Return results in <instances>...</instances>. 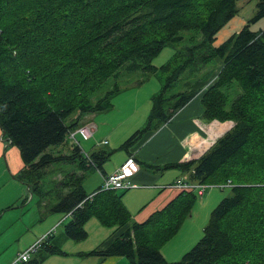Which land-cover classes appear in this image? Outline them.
I'll use <instances>...</instances> for the list:
<instances>
[{"label": "trees", "instance_id": "1", "mask_svg": "<svg viewBox=\"0 0 264 264\" xmlns=\"http://www.w3.org/2000/svg\"><path fill=\"white\" fill-rule=\"evenodd\" d=\"M236 1L0 0V130L19 148L24 172L34 170L28 180L32 193L42 192L43 169L53 162L75 163L78 158V167L88 170L101 168L108 158L105 152L81 153L77 146L69 155H52L47 148L65 140L78 126L79 115L109 109L118 89L102 104L92 103L91 97L120 67L154 72V57L164 46L179 43L182 30L191 26L201 34L200 42L174 53L175 66H160L168 72L164 84L151 99L145 126L122 143L127 148L195 95L189 80L184 90L167 94L183 74L216 58L222 61L215 83L203 94V116L234 125L198 159L169 166L189 171L191 182L219 186L229 179L231 194L212 209L202 237L179 261L167 262L160 246L190 210L192 191H182L93 254L125 256L133 264H264V28H249L264 16V0H256L253 16L238 31L213 44L238 12ZM233 81L240 93L228 103L223 88ZM80 179L69 173L61 183L71 190L50 208L72 215L63 236L84 239V223L91 215L105 224L128 219L114 190L100 187L87 200ZM43 245L46 254L60 251L52 243ZM17 264H41V259Z\"/></svg>", "mask_w": 264, "mask_h": 264}, {"label": "crops", "instance_id": "2", "mask_svg": "<svg viewBox=\"0 0 264 264\" xmlns=\"http://www.w3.org/2000/svg\"><path fill=\"white\" fill-rule=\"evenodd\" d=\"M154 64L155 68L164 65ZM221 67L222 64L218 70L215 68L210 70L202 81L196 80L189 85L190 89L197 91L195 95L174 112L168 121L155 129L147 130L127 148H122V143L133 132L145 126L151 109V99L159 90L144 88L143 81L138 85L129 86L131 92L127 95L120 97L123 90L116 92L111 97L109 109L78 116V126L58 144L57 154L52 152L51 154L69 155L74 146H77L81 153L91 154L96 151L109 153L101 168L91 167L82 170L77 165V169L73 171L81 175L79 183L88 195L87 200H91L93 193L102 186L105 177L113 174L131 158L138 165L137 170L126 177V181L132 186L127 189H113L114 194L126 208L128 219L123 224H105L91 215L84 223V229L92 241L91 248L88 246V237L83 241H73L63 236L62 229L58 234L59 241L51 242L58 246L59 252L41 253L40 248L35 252V257L41 259V264H133L125 256H100L93 254L92 251L104 250L132 223L143 222L148 216L162 210L173 201L182 192L173 186L174 182L178 179L191 181L189 171L169 165L198 159L232 127L230 120H209L203 116V94L215 83ZM159 85L161 86V83ZM144 97L145 105L139 106ZM116 113L117 115H113ZM85 123L92 126L90 137H84L77 132ZM73 132L75 134L71 136ZM4 150L6 166L0 155V264H13L17 255L33 245L39 235H44L50 228L57 231L65 220L69 222L72 219V215L49 209L36 211L34 209L30 212L28 209L25 212L26 205L34 193L29 191L28 180L20 174L24 173V163L14 157L15 152L11 145ZM48 150L49 148L47 152ZM111 156H116L117 160L110 161ZM78 160L76 158V161ZM70 161L67 163L73 162ZM70 190L71 187L62 185V189L56 192L55 199L58 201L62 194ZM205 191L198 204L195 203L198 195L192 191L195 194V201L171 236L174 239L170 237L171 241L168 239L169 241L160 246L163 257L169 263L175 262L180 253L186 252L202 233L205 221L209 219L211 209L219 199V196L211 192L206 194ZM184 232L186 233L183 234Z\"/></svg>", "mask_w": 264, "mask_h": 264}, {"label": "rangeland", "instance_id": "3", "mask_svg": "<svg viewBox=\"0 0 264 264\" xmlns=\"http://www.w3.org/2000/svg\"><path fill=\"white\" fill-rule=\"evenodd\" d=\"M255 3H256V0H237L236 4H237L238 12L217 32V35H215L216 39L214 40L213 44H215V45L220 44L222 41L226 40L232 33L238 31L245 24V22L253 16L254 10H255ZM249 28L253 31H258L260 29H263L264 28V16L258 18L254 22H252L250 24ZM181 35L183 38L179 43H177L175 45L164 46L159 51L157 56H155L153 59V64L154 63H157V64H163L164 63L165 64L167 62H170L172 64V66H175V64L171 61L175 52H184V48L186 46H189V45L191 46V45L195 44L196 42H200L202 40L200 32L197 31L196 29L192 28L191 26L185 30H182ZM221 64H222V62L219 60V58H216L215 61L213 60V61L209 62L206 66L202 67L201 70H199V71L193 72L192 74H187V73L183 74L181 76V78L179 80H177L169 88L167 94L170 95L172 93H176V92H179L181 90H184L186 88L185 83L187 80H189L191 85L196 80L202 81L203 79H205L207 77L206 75L210 72V70H212L213 68H215V70H218ZM167 74H168V72H164L160 68H156L154 70V72H150V71H142V70L129 71V70H126L124 67H120L114 76L108 77L101 84L100 88H98L92 94V97H91L92 103H101V104L104 103L107 100V95L116 89H118L120 91L123 90V94L120 97L127 95L128 93L131 92V89H129V86L138 85V84H140V82H143V81L145 82L144 88H147L148 90L150 88H155L157 91L158 90L160 91L163 84H164L165 77L167 76ZM159 83H161V86L159 85ZM223 92L227 95V101H228V103H230L240 93V90L237 87L236 83L233 81L231 84H229V86L227 85V86H225V88H223ZM115 97H117V95ZM114 98H112V103H113ZM142 104L145 105V97H144V101L140 102L139 106H142ZM119 108H120V106H119ZM113 115H117V113L113 114ZM230 121L234 125V121H232V120H230ZM10 145L13 147V150L15 152L14 157L18 158L19 161H22L21 157H20V153H19V148L14 144H10L8 142V140H6V138H1L0 139V147H1L0 155H1V158H2L5 166H6L7 162H6L4 149H6V147H9ZM57 146L58 145L49 147L48 152H50V153L52 152L54 154H57ZM60 149H61V147H60ZM112 159H114V161H116L117 157L111 156L110 161ZM77 165H78V161L76 162V164L58 161V162H53L52 164H50L49 166L44 168L43 169V175L41 176V184H42L41 190H42V192H40V193L35 192L34 194L31 195L32 198H30L29 202L27 203L25 212H27L28 209H29V212L34 210V209H35V211L38 209H45V210L49 209L50 210V208H52V206L57 202V199H55L56 192L58 190L62 189L61 184H63V183H61V181L63 180L62 182H64L65 177L69 173H71L77 169ZM27 167L28 166H26V168ZM29 171H31V170L28 168V172H24V173H20V174L23 176V178H25L26 180H29L31 177V174L34 172V170L31 173ZM207 184H209L210 186L207 187L205 193L207 194V193L211 192L213 195L219 196L218 201L215 203V205L212 207V209L217 205V203L223 197L229 196L231 194V188L230 187L226 186L225 188L221 189L220 187H218L215 184H210V183H207ZM201 199L202 198L200 196H198L197 201L195 203L196 204L200 203ZM36 202H38V203L36 204ZM212 209H211V211H212ZM27 215L28 214H26V217H27ZM207 221H208V219H207ZM207 221H205V222L207 223ZM67 222H68V220H65L62 223V225H60L57 228V231L54 230L53 228H50L45 232L44 235L38 236L39 239L43 238L42 243L39 247L41 253H43L45 250L44 245L42 246L43 243H46L47 245H51V242L55 243V242L59 241L58 234L62 231V229H64V225ZM54 233H55V235H53ZM185 233L186 232H184L183 234H185ZM202 235H203V229H202V233L197 237L195 242L192 245H190L188 247V249L186 248L187 249L186 252L188 250H190V248L192 246H194V244L202 237ZM87 237H88V243H89L88 246H89V248H91L90 246H93L92 241L90 240V236L87 235L85 238H87ZM38 238L36 239V242H37ZM85 238L82 239L81 241L85 240ZM172 239H174V237ZM180 245L183 246V243H181ZM24 251H22V252H24ZM35 252L31 253V255L34 254L33 256H35ZM186 252H184V253H186ZM184 253L182 251V253H180V256L178 257V259H176V260L179 261L182 258V256L184 255ZM31 255H30V258H31Z\"/></svg>", "mask_w": 264, "mask_h": 264}, {"label": "built area", "instance_id": "4", "mask_svg": "<svg viewBox=\"0 0 264 264\" xmlns=\"http://www.w3.org/2000/svg\"><path fill=\"white\" fill-rule=\"evenodd\" d=\"M77 132L84 137H90L92 135V126L90 124L85 123L77 129ZM74 134L75 132L71 133V136H73ZM137 167L138 165L135 162H133L131 159H128L113 174L104 178L101 188L116 190L127 189L131 187L132 185L128 181H126V177L130 173L136 171ZM231 183V180L228 179L225 183L219 184V187L224 188L227 185H230ZM173 186L181 189L182 191H194L198 196L202 197L205 189H207V187L210 185L205 183L189 182L186 180L178 179L174 182ZM42 239L43 238L38 239L37 242L33 244L29 249L18 254L15 260L13 261V264L26 261L30 253L36 251L40 247Z\"/></svg>", "mask_w": 264, "mask_h": 264}, {"label": "bare ground", "instance_id": "5", "mask_svg": "<svg viewBox=\"0 0 264 264\" xmlns=\"http://www.w3.org/2000/svg\"><path fill=\"white\" fill-rule=\"evenodd\" d=\"M129 159H131V158H129ZM131 160H132V159H131ZM132 161H133V160H132ZM133 162H134V161H133ZM119 168H120V167H119ZM119 168H118V169H119ZM132 173H133V172H132ZM130 174H131V173H130ZM130 174H129V175H130ZM129 175H128V176H129ZM128 176H127V177H128ZM218 187H219V186H218ZM221 189H222V188H221ZM31 246H32V245H31ZM31 246H30V247H31ZM30 247H29V248H30ZM29 248H28V249H29ZM26 250H27V249H26ZM26 250H25V251H26ZM34 252H35V251H34ZM21 253H22V252H21ZM32 253H33V252H32ZM19 254H20V253H19ZM30 255H31V253H30ZM30 255H29L28 259H30ZM28 259H27V260H28ZM27 260H26V261H27Z\"/></svg>", "mask_w": 264, "mask_h": 264}]
</instances>
